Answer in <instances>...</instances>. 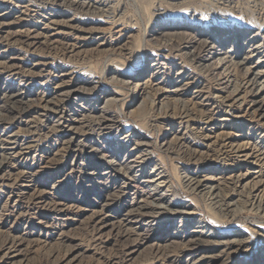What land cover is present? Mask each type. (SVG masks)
I'll return each instance as SVG.
<instances>
[{
  "label": "rangeland",
  "instance_id": "1",
  "mask_svg": "<svg viewBox=\"0 0 264 264\" xmlns=\"http://www.w3.org/2000/svg\"><path fill=\"white\" fill-rule=\"evenodd\" d=\"M99 1L0 0V264H264V167L253 178L256 164L213 142L264 152V0ZM193 35L217 55L191 60ZM254 74L259 91L244 84ZM49 99L61 113L44 115ZM147 192L161 203L139 212Z\"/></svg>",
  "mask_w": 264,
  "mask_h": 264
},
{
  "label": "bare ground",
  "instance_id": "2",
  "mask_svg": "<svg viewBox=\"0 0 264 264\" xmlns=\"http://www.w3.org/2000/svg\"><path fill=\"white\" fill-rule=\"evenodd\" d=\"M30 1L40 2V3H44V4H52V3H56L58 1H60V5H63L65 7L72 9V10H78V11H82V10L83 11H89L91 8H100V9H103L104 7H106L107 9L109 8L107 3H105V4L101 3V5H99L100 1L98 2V0H30ZM53 24H54V26H56V25H62L63 26V24L60 22L56 23L53 21ZM1 25H2V23L0 22V26ZM193 37H194V35H193ZM5 40H7V42L9 43V41H8L9 39L7 37H5ZM202 43H203L204 48L202 50V53H201L202 56H201L199 53H200V49H201L200 45ZM51 44H49V45H51ZM185 44L190 45L192 50L193 49L199 50L198 53H196L194 50H193V52L188 50L186 53L187 55H189L191 60L196 59L198 63L205 62L206 60L212 58L214 55H217V53L219 51L218 50L219 47L216 45V43H210L208 45L207 44V38H204L202 36L201 37L196 36L190 40L188 39V41H186ZM71 47H66L65 52H66V50L68 52L72 51L70 49ZM256 78H257L256 74H254L252 77L247 79L244 83V84H246V87L249 86V87H251V89L257 88L259 91L260 90L258 88L259 84H258ZM226 82H228L227 78H226ZM144 85H146V84H144ZM144 85L137 83L135 86L137 88H139L140 90H144V88H145ZM242 86H244V85H242ZM237 90H238V88H237V86H235L233 92H235ZM217 97L224 99V97L222 95H219V94H217ZM5 99L8 103H10L12 105L18 104V103L23 104V105H21L22 107L19 106L16 108L17 112L18 111H24L29 106V104L25 100H23V96H21V95L10 94V95H6ZM46 103L47 104L43 106L44 115L51 117V116H56V114L61 113L62 108H61L60 104L52 102L50 99L46 100ZM188 113H189V108L187 107V104L184 102L180 103L178 115L181 117V119L189 117ZM205 118L208 119L209 117L205 114ZM70 128H72V127H70ZM199 136L201 138H203L201 140L208 138V136L203 134L202 132L199 133ZM71 139H69V140H71ZM213 142L216 143L215 146H216V148H218L217 151H218L219 155H222L224 157H228L229 155H235V158L241 157L242 161H244L246 164H256L257 167L259 168V171L253 172V173H255L253 178H259L260 177L261 169L264 167V152H262L259 148H257V146L251 147V146H249L248 143L247 144L235 143L232 139L228 138V136L224 137L222 139L215 138L213 140ZM76 144H78V143H76ZM194 152H197V151H194ZM229 158H232V157L229 156ZM138 167H139V165H138ZM160 174H162V173L157 172L155 174V176L146 179L147 182L150 183L149 186H151L153 188V190L158 189L162 185H165L164 184L165 178L163 175L160 176ZM227 178H229L228 180L232 183L231 185H232V188L234 190V188L239 186V184H241V182H243V180L245 179V173H243V172L233 173V174H230ZM260 182H261L260 179H256L250 185H247L246 183H244L245 184L244 186L246 188L244 190L246 193L245 201L251 207L250 209H254L255 207L261 209L263 199H262L261 195L258 196ZM188 184L190 186L192 184V186L195 187L196 189L207 188V187L211 188V186H208L203 180H197L194 178H192L191 182H188ZM262 188H264V185L262 186ZM162 195H163V193L160 195H157L156 193L151 194V193L147 192L146 196H144V198L142 199V203L137 206V211L141 212L142 210H144L146 208L159 207V204L161 203ZM209 199H210V201H212V203L215 205V207H217V209L220 212L227 211L230 208L231 203H230V201H226L224 199V195H219L217 193L211 192L209 195ZM135 213H138V212H135ZM235 243L236 242H232V244H235ZM210 257L212 259L210 258L211 261H208L207 264H212V260L214 258L212 256H210Z\"/></svg>",
  "mask_w": 264,
  "mask_h": 264
}]
</instances>
